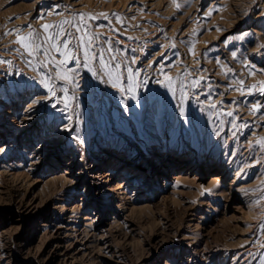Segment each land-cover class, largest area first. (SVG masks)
<instances>
[{
	"label": "rangeland",
	"instance_id": "374dc122",
	"mask_svg": "<svg viewBox=\"0 0 264 264\" xmlns=\"http://www.w3.org/2000/svg\"><path fill=\"white\" fill-rule=\"evenodd\" d=\"M176 3L0 0V264L264 261V0Z\"/></svg>",
	"mask_w": 264,
	"mask_h": 264
},
{
	"label": "snow or ice",
	"instance_id": "6c2138e0",
	"mask_svg": "<svg viewBox=\"0 0 264 264\" xmlns=\"http://www.w3.org/2000/svg\"><path fill=\"white\" fill-rule=\"evenodd\" d=\"M173 3L176 4L177 8L180 7V5L178 3H176V0H173ZM81 19H83V17H81ZM63 23L64 24H70L71 22L70 21H64ZM53 27H60L61 28V31L57 33V36L64 35L62 26L45 24L43 26V30H44L45 33H48L49 29L53 28ZM79 30L80 29L78 28L77 31H79ZM12 34H15L17 36L16 43H18L22 48H24L28 52L29 55H34L36 50L39 49L40 45L36 43V41L38 39V36H37V34L35 33L34 30L30 31L29 35H27V36L23 35V32L19 31V30L17 32H15V33H6V35H12ZM47 39L48 40H52L53 37L51 35H48ZM81 39H83V38H81ZM54 46L57 47V50H59V46H57V45H54ZM63 47L65 49V51L63 53V55L65 56V60L63 61V63H67V60L69 59L71 54H70V52L68 50V44L67 43H65L63 45ZM85 55L87 56L88 54L86 53ZM0 63H3V61H0ZM165 79L168 81V83L165 86L169 87V88H172L173 81H172L171 77L165 76ZM42 83H44L45 88H47L48 94L50 96H54L55 95V90L49 84V82L42 81ZM261 90L264 91V88H262ZM45 98H47V97H45ZM213 107H215V105H213ZM257 110H258V108L257 109H253V111H257ZM228 115H232V113H228ZM260 144H261V147H264V140H261ZM261 264H264V261H261Z\"/></svg>",
	"mask_w": 264,
	"mask_h": 264
},
{
	"label": "bare ground",
	"instance_id": "6f19581e",
	"mask_svg": "<svg viewBox=\"0 0 264 264\" xmlns=\"http://www.w3.org/2000/svg\"><path fill=\"white\" fill-rule=\"evenodd\" d=\"M175 155V154H174ZM133 163H131L130 165H132ZM105 175H107V172H106V174Z\"/></svg>",
	"mask_w": 264,
	"mask_h": 264
}]
</instances>
